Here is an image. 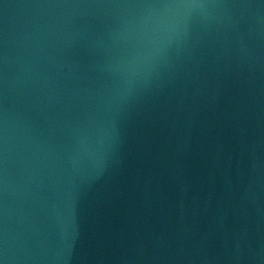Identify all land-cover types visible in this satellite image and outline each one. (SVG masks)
<instances>
[{"label":"water","instance_id":"obj_1","mask_svg":"<svg viewBox=\"0 0 264 264\" xmlns=\"http://www.w3.org/2000/svg\"><path fill=\"white\" fill-rule=\"evenodd\" d=\"M0 264H264V0H0Z\"/></svg>","mask_w":264,"mask_h":264}]
</instances>
